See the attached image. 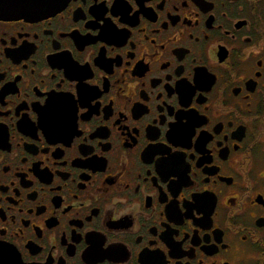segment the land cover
<instances>
[{
    "label": "flooded vegetation",
    "instance_id": "af4514ba",
    "mask_svg": "<svg viewBox=\"0 0 264 264\" xmlns=\"http://www.w3.org/2000/svg\"><path fill=\"white\" fill-rule=\"evenodd\" d=\"M0 264H264V0L0 19Z\"/></svg>",
    "mask_w": 264,
    "mask_h": 264
},
{
    "label": "water",
    "instance_id": "95a60500",
    "mask_svg": "<svg viewBox=\"0 0 264 264\" xmlns=\"http://www.w3.org/2000/svg\"><path fill=\"white\" fill-rule=\"evenodd\" d=\"M66 0H0V19H37L54 13Z\"/></svg>",
    "mask_w": 264,
    "mask_h": 264
}]
</instances>
